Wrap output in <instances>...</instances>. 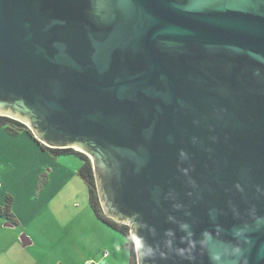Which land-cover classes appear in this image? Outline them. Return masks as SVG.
<instances>
[{
  "label": "water",
  "instance_id": "95a60500",
  "mask_svg": "<svg viewBox=\"0 0 264 264\" xmlns=\"http://www.w3.org/2000/svg\"><path fill=\"white\" fill-rule=\"evenodd\" d=\"M0 117L92 161L138 264H264V0H0Z\"/></svg>",
  "mask_w": 264,
  "mask_h": 264
},
{
  "label": "rangeland",
  "instance_id": "374dc122",
  "mask_svg": "<svg viewBox=\"0 0 264 264\" xmlns=\"http://www.w3.org/2000/svg\"><path fill=\"white\" fill-rule=\"evenodd\" d=\"M84 163L43 151L27 132L0 129V227L8 225L0 231V264H95L106 250L111 264L131 263L127 237L92 210L79 174ZM23 235L32 242L25 249Z\"/></svg>",
  "mask_w": 264,
  "mask_h": 264
},
{
  "label": "trees",
  "instance_id": "16d2710c",
  "mask_svg": "<svg viewBox=\"0 0 264 264\" xmlns=\"http://www.w3.org/2000/svg\"><path fill=\"white\" fill-rule=\"evenodd\" d=\"M0 129H6L9 132V134L13 136H18L19 134H21V132H25V133L27 132L31 137L35 139L32 131H30L28 127H26L21 122L13 120L11 118L0 117ZM38 144L41 146V149L43 151H47L53 155L76 154V155H80L84 159L85 163H84L83 168L80 169L79 174H80V177L83 179V181L88 186V189L90 192V205L92 207V210L94 211L95 215L98 217L99 220L103 221L108 226L112 227L114 230H116L117 232L127 237L130 243L128 246L131 252V263L130 264H138L136 251H135V245H134V241L131 236V233H130V228L126 225L118 224L114 222L113 220L109 219L103 211L102 204L99 198L97 184H96L94 167H93L91 160L86 155L79 153L72 149H69V150L50 149L42 145L39 142Z\"/></svg>",
  "mask_w": 264,
  "mask_h": 264
},
{
  "label": "crops",
  "instance_id": "0c3cea01",
  "mask_svg": "<svg viewBox=\"0 0 264 264\" xmlns=\"http://www.w3.org/2000/svg\"><path fill=\"white\" fill-rule=\"evenodd\" d=\"M106 225V224H104ZM11 227L13 228V226L11 225ZM8 229V225H5L4 227L1 225L0 227V231L1 230H7ZM105 253H108V256H105ZM112 257V252L111 250H106L102 253V256L100 258H93L96 262H94L95 264H111L112 262H108L109 259H111Z\"/></svg>",
  "mask_w": 264,
  "mask_h": 264
},
{
  "label": "built area",
  "instance_id": "2783aa9c",
  "mask_svg": "<svg viewBox=\"0 0 264 264\" xmlns=\"http://www.w3.org/2000/svg\"><path fill=\"white\" fill-rule=\"evenodd\" d=\"M105 256H108V253H105Z\"/></svg>",
  "mask_w": 264,
  "mask_h": 264
},
{
  "label": "flooded vegetation",
  "instance_id": "af4514ba",
  "mask_svg": "<svg viewBox=\"0 0 264 264\" xmlns=\"http://www.w3.org/2000/svg\"><path fill=\"white\" fill-rule=\"evenodd\" d=\"M129 246V245H128Z\"/></svg>",
  "mask_w": 264,
  "mask_h": 264
}]
</instances>
